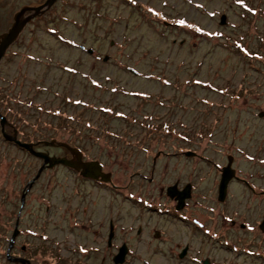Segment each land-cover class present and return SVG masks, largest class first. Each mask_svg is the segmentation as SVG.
Returning a JSON list of instances; mask_svg holds the SVG:
<instances>
[{
	"label": "rangeland",
	"instance_id": "1",
	"mask_svg": "<svg viewBox=\"0 0 264 264\" xmlns=\"http://www.w3.org/2000/svg\"><path fill=\"white\" fill-rule=\"evenodd\" d=\"M6 7L0 13L10 9ZM71 10L64 18L38 23L0 65V217L7 220L6 225L0 220V260L6 259L7 239L21 211L22 232L11 253L21 252L25 243L34 264L77 262L53 258L50 252L54 225L69 238L63 229L71 221L65 200L54 199L59 202L54 206L50 198L60 197L58 187L64 195L69 174L46 170L29 188L42 162L3 138V121L6 131L19 129L26 141L74 143L104 163L121 188L105 190L100 204L111 210L116 199L114 207L124 215L121 207L140 206L141 183L133 184L130 175L148 142L154 147L152 157L160 141L171 156L185 146L208 159L201 164L202 192L215 191L219 176L213 172L219 170L211 171L210 165L220 168L227 155L234 156V167L249 181L256 176L253 160L264 163V115L259 117L264 114V0H79ZM2 23L1 31L7 27L4 19ZM183 132L193 142L186 134L181 138ZM148 187L145 191L156 195L154 186ZM22 193L26 202L20 208ZM244 193L239 183L230 185L228 205H223L228 214L229 208L238 216L255 211L260 201ZM200 205L210 211L211 200L201 198ZM58 245L67 249L65 237L58 238ZM237 254L216 244L214 262L248 264L250 259ZM128 260L144 264L145 259ZM151 261L165 264L166 259L147 263ZM111 263L90 259L87 264Z\"/></svg>",
	"mask_w": 264,
	"mask_h": 264
},
{
	"label": "flooded vegetation",
	"instance_id": "2",
	"mask_svg": "<svg viewBox=\"0 0 264 264\" xmlns=\"http://www.w3.org/2000/svg\"><path fill=\"white\" fill-rule=\"evenodd\" d=\"M46 1L47 0H0V9L9 6V10H11L6 11L5 9L4 14L0 13V26L4 24L2 23L3 19L6 22L5 24H7L6 29L0 30V33L9 30L14 22V15L16 12L26 7L40 6L46 3ZM75 1L79 0H52L51 7L43 14L35 16L24 28L19 40L22 38L25 39L29 34L33 35L34 32H32L31 29L36 28V25L42 20H52L57 15L64 18L69 11H72L71 9ZM7 2L10 3V5H8ZM30 14L31 11H26L23 16L28 17ZM2 27H4V25ZM81 48L84 49L82 46ZM12 49L13 47L8 50V55L12 53ZM88 53L92 52L89 50ZM128 69L130 71L131 68ZM137 74L136 72L134 75ZM1 134L5 140L11 141L25 152L27 151L15 143V139L22 143L33 144L32 148L36 151H43L44 149H41L42 147H48L42 144L41 141H26L23 131L19 129H10L8 127L6 131V127L3 128L2 126ZM183 134L184 136L182 135L181 138H186V134L189 137V141L192 139L193 142V138H190L191 134L186 132H183ZM158 142H155L156 150L154 157H152L153 151H151V149L154 148L152 142L150 144L148 142L142 148L139 147L143 151V155L140 158L139 166L137 165L132 171L130 179L134 181L133 184L136 182L141 183V185H137L138 190H140L138 195V200L140 201H136V204H140V206L139 208L121 207L123 208V212L124 209L125 213L127 212V214H125L126 216L122 214L119 207L115 209L114 206L117 204L116 199L112 203L113 208L111 210L109 207H104V205L102 206L100 204L104 198L103 195L105 194V190H116L117 188H121L114 184L112 181L113 173L112 171L106 172L104 163L98 159L88 157L83 147L74 143L56 141L55 146L49 147L60 149L62 150L61 153L52 154L44 151L50 156L65 157L75 163H98L101 166V172L108 174L110 177V182H104L102 177L97 179L85 177L81 174L82 170H77L72 167L58 165L49 168L48 165H44L43 160L40 159L42 162L41 167L37 175L28 185L29 188L40 179V176L46 170L58 172L61 169L64 173L69 174V176H66L64 179L65 182L68 180L64 195L62 193L63 188L61 191V187H58V190H60V197L55 198L50 196L52 199L51 203L54 204V206L59 204V202L54 201V199L62 197V199L65 200V213L72 221H70V223L68 221L66 227L63 228L64 232L68 233L69 238L66 237L64 232V234L60 233L62 230L60 227L54 225L53 232L55 233L53 236L49 237L50 242H52L51 239L55 242L50 244V252L54 255H52L53 258L56 256L58 259H77V262L79 259L80 264H87L90 259H101L102 263L108 259L114 264L113 259L116 258L125 259L123 264H128V259H145L143 261L144 264H148L147 262L149 259H166V261L163 262L165 264H216L214 262V260L216 261L214 255L216 253L217 244L222 248L224 247L225 250L229 249L231 253L238 252V258L244 256L245 259H250L249 261L247 260L248 264L264 263V163L259 159L253 160L256 169L252 173L256 174V176L252 181L246 180V178L240 175L234 167V156L232 155H227L226 164H222L220 168L217 167L216 164H211L210 170L213 169V167L219 170L218 172L214 170L213 174L214 176H219L220 180L222 170L228 165V158L233 157L232 166L236 172V177L230 181L226 197L223 202H220L218 200L219 180L217 184L214 183L216 188L213 193L210 188L204 192L199 189V181H201V164L203 162H208V159L199 154L195 148L178 146L176 148V153L172 155L176 158V160L173 161L170 153L164 149V143ZM59 143L66 144L67 146H61ZM182 143L184 145L186 142L183 141ZM161 144V148H158ZM178 157H180V159ZM258 167H260V169H258ZM210 175H212L211 172ZM257 177L261 180L260 183L257 182ZM210 178L212 179L211 176ZM58 181L61 183L62 180ZM232 183H239V185L242 186L245 192V198H252L260 201L256 204L255 211L253 210L252 213L244 214L243 216H238L235 211L230 208L229 210L231 213L228 214L226 212V207L223 205L226 203L225 201H227V199L229 200L230 196L228 198L227 196ZM75 184H77L78 187ZM149 185L154 186L156 195L145 191L149 188ZM95 192L97 193L96 197L94 196ZM20 197V208H23L26 202V193H22ZM201 198L211 200V206L208 207L210 211L201 209ZM98 199L99 203L95 205V201H98ZM158 202L162 204L160 203L159 206ZM78 204L81 206L80 208H77ZM217 205H220L223 210H219ZM225 205L227 206L228 204ZM107 208L109 211L105 212ZM114 210L116 211L113 212ZM216 210L219 211L218 216L216 215ZM20 213L21 211L18 212L14 225V233L17 230L18 234L13 238V233L12 236L7 239L9 249L7 248L8 253H6V259L11 263L34 264L28 256L30 255L29 252L32 250H28L25 243L21 246V252L14 254L15 256L11 255L12 250L10 251V249L15 247L16 239L22 232V229L20 230L19 228L21 224L20 221L22 222V220H20ZM80 214L83 216V220L81 221H79ZM202 214L206 215L207 218H202ZM4 219V216L0 217V220L4 221ZM66 219L67 218H65V220ZM4 222L6 225L7 220ZM225 222H229L230 226L226 228ZM63 237H65L67 249L62 250L58 245V238L60 239ZM229 239L230 242H228ZM234 247L239 249V251H236ZM122 250H124L125 253L124 256L120 257ZM205 252H207V254H205ZM175 259L179 262L175 263ZM184 261L186 262L183 263ZM77 262L73 264H77ZM150 264H153V262L151 261Z\"/></svg>",
	"mask_w": 264,
	"mask_h": 264
},
{
	"label": "water",
	"instance_id": "3",
	"mask_svg": "<svg viewBox=\"0 0 264 264\" xmlns=\"http://www.w3.org/2000/svg\"><path fill=\"white\" fill-rule=\"evenodd\" d=\"M52 5V0H47L46 3L40 5V6H32V7H26L21 9L20 11L16 12L14 15V22L12 26L9 28L8 31L0 33V64L7 54L8 50L16 44V42L19 40V37L21 33L24 31V28L32 21V19L35 16L43 14L47 9H49ZM26 11H31V14L28 17H24V13ZM225 17H223L221 24H225L224 22ZM90 52H92L90 50ZM106 60V59H105ZM132 73H136V71L130 69ZM264 114L261 113L259 117H262ZM5 121L1 122V126H4ZM15 143L21 147L22 149H25L27 152L32 154L38 159H42L44 162V165H48L49 168H53L54 166L63 165L67 167H72L77 170H82L81 174L85 177H91V178H99L102 177V180L104 182H110V177L108 174L101 172V166L98 163L91 162V163H75L70 160H68L65 157H55L50 156L48 153L43 151H36L33 150L32 146L33 144L30 143H22L19 140L15 139ZM56 141L52 140L51 142H43L45 146H55ZM61 146H67L66 144L59 143ZM233 157L228 158V165L222 170V174L219 180V198L218 200L220 202H223L228 185L232 179L236 177V172L232 166ZM18 234V231L13 235V238L16 237ZM125 251L122 250L120 253V257L124 256ZM125 259H113L114 264H123Z\"/></svg>",
	"mask_w": 264,
	"mask_h": 264
},
{
	"label": "trees",
	"instance_id": "4",
	"mask_svg": "<svg viewBox=\"0 0 264 264\" xmlns=\"http://www.w3.org/2000/svg\"><path fill=\"white\" fill-rule=\"evenodd\" d=\"M245 8H246L245 9L246 11L251 12L252 14L255 13V10L251 9V7H248L247 5H245ZM14 254H16V253L14 252L11 255L13 256ZM5 258H7L6 255H5ZM0 264H18V263H11L8 259H2V260H0Z\"/></svg>",
	"mask_w": 264,
	"mask_h": 264
},
{
	"label": "snow or ice",
	"instance_id": "5",
	"mask_svg": "<svg viewBox=\"0 0 264 264\" xmlns=\"http://www.w3.org/2000/svg\"><path fill=\"white\" fill-rule=\"evenodd\" d=\"M181 23H183V22L181 21Z\"/></svg>",
	"mask_w": 264,
	"mask_h": 264
},
{
	"label": "clouds",
	"instance_id": "6",
	"mask_svg": "<svg viewBox=\"0 0 264 264\" xmlns=\"http://www.w3.org/2000/svg\"><path fill=\"white\" fill-rule=\"evenodd\" d=\"M17 43V42H16Z\"/></svg>",
	"mask_w": 264,
	"mask_h": 264
}]
</instances>
